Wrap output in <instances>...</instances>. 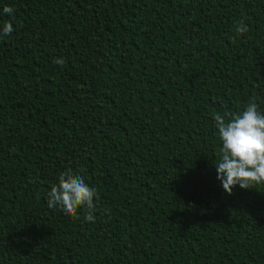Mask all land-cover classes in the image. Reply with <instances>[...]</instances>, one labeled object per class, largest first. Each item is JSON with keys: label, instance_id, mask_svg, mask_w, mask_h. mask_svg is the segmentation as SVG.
Returning <instances> with one entry per match:
<instances>
[{"label": "trees", "instance_id": "obj_1", "mask_svg": "<svg viewBox=\"0 0 264 264\" xmlns=\"http://www.w3.org/2000/svg\"><path fill=\"white\" fill-rule=\"evenodd\" d=\"M5 20L0 264H264V184L223 190L213 120L264 113V0H0ZM68 169L95 222L47 206Z\"/></svg>", "mask_w": 264, "mask_h": 264}, {"label": "clouds", "instance_id": "obj_2", "mask_svg": "<svg viewBox=\"0 0 264 264\" xmlns=\"http://www.w3.org/2000/svg\"><path fill=\"white\" fill-rule=\"evenodd\" d=\"M10 6L3 8V13L11 15ZM14 31L11 21L3 22L0 39L10 36ZM248 31L243 20L234 26L237 36ZM63 64L62 58L54 61ZM218 138L221 141L220 159L215 164L217 179L223 190L231 194L235 186L249 189L253 185L264 184V113L258 110L254 101H249L243 111L215 113L213 115ZM98 192L90 187L80 175L71 169L62 172L58 184H52L47 193V206L59 207L64 214L79 219L78 209H84V220L95 222L94 212ZM110 211V210H106Z\"/></svg>", "mask_w": 264, "mask_h": 264}]
</instances>
